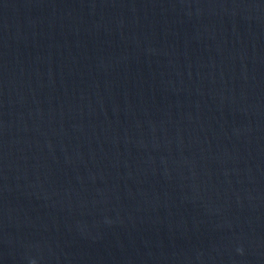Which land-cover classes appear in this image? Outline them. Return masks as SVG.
<instances>
[{"label": "water", "instance_id": "95a60500", "mask_svg": "<svg viewBox=\"0 0 264 264\" xmlns=\"http://www.w3.org/2000/svg\"><path fill=\"white\" fill-rule=\"evenodd\" d=\"M0 264H264V0H0Z\"/></svg>", "mask_w": 264, "mask_h": 264}]
</instances>
